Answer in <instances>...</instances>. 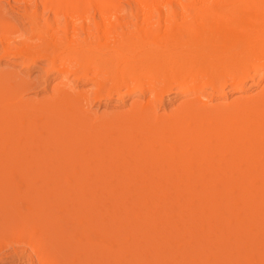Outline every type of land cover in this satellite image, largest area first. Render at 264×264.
Segmentation results:
<instances>
[{
	"label": "bare ground",
	"instance_id": "6f19581e",
	"mask_svg": "<svg viewBox=\"0 0 264 264\" xmlns=\"http://www.w3.org/2000/svg\"><path fill=\"white\" fill-rule=\"evenodd\" d=\"M5 1L10 4V0ZM71 2V9L97 12L104 22L103 34L112 33L114 43L106 46L102 57L85 59L95 47L90 25L85 28L86 36H77V27L72 26L73 36L64 39L70 51L64 58L54 54V48L62 42L56 36L44 44L26 46L22 37L26 28L16 38L22 47L12 52L13 15L4 11L0 0V59L10 53L18 54L22 64L26 59L28 64L37 57L47 58L54 68L57 60L63 61L58 68L64 72L63 81L53 101L34 103L19 94L18 100L4 107L0 115V138L16 141L13 146L8 145L10 150L0 149V158H7V163L0 160L1 170L26 171L31 167L23 165L33 162L28 161L29 155L22 157L26 160L22 165L18 162L22 159L14 155L22 153L21 142L25 140L21 138H33L38 129L44 130V123L37 125L32 116L45 113L50 123L62 128V135L57 137L61 139H53L52 143L50 138L55 135H51V142H46L48 147V143L55 147L59 142V153L58 148L56 154L46 150L37 155L43 167L41 156L52 166L41 171L44 179L49 176L55 183L51 184L72 189L77 205H83L80 211L86 212L82 230L86 235L81 238L75 233L76 241L69 237L64 245L59 242V252L64 247L66 259L67 254H77L78 263L73 259L76 264H264V0ZM124 3L128 4L127 9ZM128 14L135 21L141 19L149 29L158 30L163 25L165 32L172 30L160 38L142 39L136 60L148 69H141L144 73L139 76H128L119 70L126 46L113 31L117 24L114 21L121 25L128 20ZM35 17L30 16L31 30L37 26ZM93 23L96 30L100 29L99 23ZM73 61L86 66L83 77L88 76L87 67L95 62L106 71L113 62L117 64L107 71L111 73L108 77L118 82L113 89L119 90L122 83L140 81L143 96L159 88L168 93L175 86L190 98L171 115L158 113L160 101L156 107L133 106L128 116L111 121L90 116L88 109L78 114L63 107V100L73 94V87L66 80L69 74L76 76L77 69L67 70L65 66ZM208 75L209 80H203ZM17 76L0 71V95L8 89L13 94L25 90L27 82ZM249 82L259 88L257 92L248 93ZM206 85L210 87L208 92ZM228 91L240 95L227 101ZM16 122L26 126L23 137L22 129L17 136L9 135L8 128ZM112 129L116 134L109 133ZM43 134L44 131L38 133L40 137ZM153 139L160 140L161 145L152 150L149 144ZM165 139L174 142L167 143ZM42 141L44 144V138ZM98 142H103L104 149ZM5 152L10 154L1 157ZM83 187L92 188V198L81 195ZM132 188L140 193H136L138 199L128 197L125 190ZM98 190L108 195L106 202L100 199ZM162 190H171L172 197L160 195ZM179 196H183L182 202ZM174 210L179 211V218H185L182 226L171 216ZM0 213L3 217V208ZM206 219L212 225L206 227ZM91 235L100 241L97 243ZM186 237L194 242L185 241ZM211 240L216 241L214 246ZM61 252L56 256H61Z\"/></svg>",
	"mask_w": 264,
	"mask_h": 264
},
{
	"label": "rangeland",
	"instance_id": "374dc122",
	"mask_svg": "<svg viewBox=\"0 0 264 264\" xmlns=\"http://www.w3.org/2000/svg\"><path fill=\"white\" fill-rule=\"evenodd\" d=\"M1 4L5 7V12L8 11L13 15V34L15 35V38L12 40V46H14V50L12 52H14L17 48L22 47V44L16 38L20 36V32L24 28H26V33H23L22 37L26 39V46L28 47L36 44H44L47 41H50V39L54 36L60 38L62 42L56 48H54L57 52H55V50L51 51L52 55L53 51L56 55L58 53L61 54L59 58H64L70 53V51L68 50V44L65 43L64 39L73 36V25H76L77 27V30L75 32L77 36H86L85 28H87V25L91 26V40L94 41L95 47L92 51H89V57L85 59L102 57L106 50V46L108 44L114 43L112 33L108 35L103 34L105 29V27L103 26L104 22L102 21V19L100 21V16L98 13L93 10L85 13L84 11L79 9H71V0L58 1L56 3L52 2L51 0H44V2L42 0H10V4H7L5 0H1ZM123 5L125 8L128 7V4L126 3H124ZM51 6H54L53 10L50 9ZM31 15H35V19L37 21L36 28H33L32 30L30 27ZM92 16L94 17V19L92 18ZM131 16L133 18L130 17V15L129 18L131 19L128 18V20L130 21H126L125 19V21L120 22L121 25L118 24V21H114L117 22V24L115 23L117 26L114 25L115 27L113 30L118 36H120V38L124 40L125 44L123 46H126L124 47L125 54L119 64V70H124L128 76L137 74L141 75L142 73H144V71L141 69H148V66L146 64L140 63L136 60V58L140 54L139 49L144 43L142 42V39L145 37L160 38L162 36H165V34L168 35V33L172 32V30L170 29H168L170 30V32H165V30L167 29L163 25L161 26L162 28L160 27V29L158 30L149 29L141 19H137L138 21H135L134 16ZM83 17L86 18V21ZM84 22H87V24H83ZM93 22H95V24L99 23L101 27H98V25L97 27L100 29L96 30V25H94ZM64 26H66V30H63ZM175 28L176 27L172 29L174 30ZM106 36H108L109 39H107ZM89 38L90 37H88V39ZM1 48L2 45L0 42V49ZM27 60L28 59H26V62H28ZM26 62L22 64L23 61L19 59L18 54L16 55L13 53H10L8 54V56H4L0 59V71L10 72L14 75L17 73L19 77L24 78L25 82H27L26 88L22 93L20 90H18L13 94L12 90L8 89L5 95H0V115L4 112V107H9L14 100L15 102L18 100L17 96L19 94L23 97L24 100L27 99L31 102L39 104H47L53 101L56 95H58L57 91L60 88V83L61 81H63L62 76L64 75V72L59 71L58 68L61 67L60 63H62L63 61L61 59L57 60L55 62L57 63L55 65V68L54 65H52L53 67L49 66L52 63L47 58L37 57L33 62H29L28 64ZM83 65L77 64L76 61H73L70 65L65 66L68 68L67 70L77 69L76 76L80 77L84 72V68L86 67H84ZM111 65L113 66L117 64L113 62ZM111 65L109 67L113 69L116 68V66L112 67ZM49 68L54 69L50 70ZM111 68L109 70H111ZM107 71L104 69H100L98 67V62H95L87 67V77L81 76L79 79H76V76H70L69 74L66 81H68V83L73 87V94L72 97L63 100V107L70 108L73 112H76L78 114L83 111L85 112L86 109H88L90 116L92 115L94 118L97 116L101 120L102 118H106L107 120L104 121H111L129 114L128 112L132 109L133 106L135 107L136 105L138 106L140 104H145L144 106L149 105L151 107H156L159 101L160 109H158V113L171 115L178 110V107L181 103L190 98L183 92L178 91L175 86H173V91L168 93H163L162 89L159 88L157 91H153L149 95L143 96L139 91L140 86L138 82L140 81H135L132 83H122L121 87H119V90L114 88L116 89V91H114L113 86H115V84L118 82L116 81V79L108 77V75L111 73H108ZM93 72L96 73L95 78H92L94 77ZM205 79L209 80V75L206 76V78H203V80ZM14 80H16V78H14ZM135 80H140V78H135ZM206 84H208L207 81ZM207 86L209 85H206V87ZM247 87H249L248 93L250 94L257 92L259 89L258 87L250 86V82L247 84ZM111 89H113V91L110 93V96H108V93L109 91H111ZM208 89L210 90V87L206 88V92L209 91ZM239 95L240 93L238 92L228 91L227 101H230L231 99ZM98 97H100V99H98ZM31 119L33 120L32 122L36 123L37 125L44 123V130L38 129L33 138H21L25 140L21 142L23 144V148L21 149L22 153H20L21 155L13 154L14 158L16 159V156L22 159V157L24 158V156L29 155L30 157L28 156V161L33 160V162L23 164L26 161L25 159H22V162L20 160L18 162L21 163L20 165L23 164L25 166L31 167L29 169H26V171L24 169L17 168L3 170L0 169V209L3 208V210L5 211L3 217H1L2 214L0 213V264H65V262L66 264H70L71 261V264H76L78 263V261H76L78 259V255H73V253L72 255L67 254L68 259H66V257H64V247L62 249V252L60 251L62 254L60 255L62 257L56 255H59L60 253L58 248H60L61 244L66 243L63 242L64 240L69 241L70 237L71 240L76 241L77 239L75 240L74 237L76 238L77 235L81 238L83 237V235H86V233L82 231L85 227L84 221L86 220H84V217L86 216V212L80 211L83 205L81 207L77 205L78 200L75 199L76 194H73L72 189L69 190L70 188H67L66 186L64 187L61 184L53 185L55 183L52 182L53 180L51 178H48L49 176L47 177V179H44V172L41 171H44L45 169H51L52 166L50 164H47L48 162L44 159V156H41L44 161L43 167L41 165L42 160L40 162V156L37 155H43L42 153L46 150L47 152L52 154L57 153L59 142L57 143L56 141V149L54 147L55 144L53 145L48 143V147L46 142L49 141L48 137L51 135L55 136L53 138H50V140L61 139L57 137H60V135H62V128L53 123H50V120L48 121L45 113L44 115H34L31 117ZM22 120L26 121V118H22ZM21 129L23 132V137L26 126H23L20 122H16V124L12 123V125L8 128V130H10L9 135L17 136L18 132H20ZM42 131H44V134L40 137L38 133ZM109 133L116 134L114 129H112ZM42 138H44V144ZM54 140L52 141V143H55ZM164 141L167 143L174 142L173 139H165ZM14 142H16L14 138H0V149L7 148L6 150H10L9 146H13ZM98 144H101V148L103 142H98ZM160 145V140L153 139L149 144V147L153 150ZM61 149L64 150V148ZM59 151L60 148L58 149V153ZM9 154L10 152H5L1 155V157H5ZM31 155L36 157L34 158ZM37 156L39 158V161L35 160ZM6 159L7 158H0V160L4 161V163H7L5 162ZM40 165L42 166L41 170H39ZM90 189L92 188L83 187L80 191L81 195H84L86 197L88 196L89 199L92 198L89 197L91 192ZM134 190L132 188L129 191H125H127L129 198L133 196L132 198L134 199L135 196V199H138V197L136 198V196L139 192H137V189L135 191ZM102 191L98 190L97 194L103 202H106V198L108 195H103L101 193ZM139 191L141 192V189ZM143 192L145 193L146 191ZM162 192L160 193V195L162 194L163 196L169 198L172 197L171 190H162ZM97 194L96 197H98ZM157 194L159 193H156L155 195L157 196ZM178 199L180 200V202H182L183 196H179ZM170 214L171 216H173V219L179 222L180 226H182L186 222L184 217L179 218V211L177 212V210H174ZM79 220L82 222V225H79ZM209 225H212V222L209 223L208 219H206V227ZM75 233L77 235H75ZM93 235H91L93 238H95L93 240L97 241L100 239L99 237L98 239H96V236ZM140 239L143 240V237H141ZM184 240L189 243L194 242L193 238L190 237H186ZM184 240H182V242ZM99 241H97V243ZM211 241L212 245L214 246L216 244V241ZM182 242L177 244L180 245L182 244ZM53 243L55 244V247H53ZM65 248L67 250L68 244ZM74 256H76L77 258ZM62 258L63 261H67L63 263L61 261ZM73 259H76L74 261L76 263L73 262Z\"/></svg>",
	"mask_w": 264,
	"mask_h": 264
}]
</instances>
